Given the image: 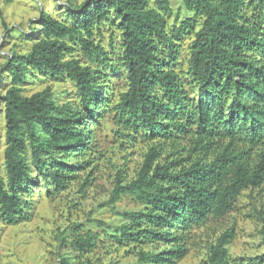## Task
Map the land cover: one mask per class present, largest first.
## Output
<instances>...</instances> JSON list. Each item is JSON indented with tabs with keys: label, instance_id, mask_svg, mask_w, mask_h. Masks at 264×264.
I'll list each match as a JSON object with an SVG mask.
<instances>
[{
	"label": "trees",
	"instance_id": "1",
	"mask_svg": "<svg viewBox=\"0 0 264 264\" xmlns=\"http://www.w3.org/2000/svg\"><path fill=\"white\" fill-rule=\"evenodd\" d=\"M184 5L194 15L182 19L178 11L171 25L166 14L172 12L171 0L156 5L151 0H68L70 22L42 12L31 48L12 51L2 67L10 76L3 94L6 175L0 165V215L6 222L23 218L25 186L35 168L49 186L61 189L84 167L68 164L65 157L93 150L94 131L85 114L100 123L110 97L100 91V69L69 54L76 42L99 67L111 66V53L95 31L108 19L121 29L119 54L127 77L114 106L118 132L132 141L157 139L134 178L126 181L123 170L118 173L108 203L124 222L113 227L97 219L112 230L115 242L162 241L169 247L141 248L139 260L175 264L187 254L193 230L227 215L244 190L264 183V0H184ZM187 33L193 34L189 79L179 62ZM34 70L70 77L80 104L58 103L50 86L24 94L23 83ZM186 138L189 147L183 144ZM126 194L143 207L116 209ZM259 213L264 242V211ZM99 237L89 231L71 242L82 255ZM235 237L234 227L222 231L209 246L208 264H232L229 245ZM257 258L264 262V252ZM59 264L76 263L63 254Z\"/></svg>",
	"mask_w": 264,
	"mask_h": 264
},
{
	"label": "rangeland",
	"instance_id": "2",
	"mask_svg": "<svg viewBox=\"0 0 264 264\" xmlns=\"http://www.w3.org/2000/svg\"><path fill=\"white\" fill-rule=\"evenodd\" d=\"M67 1L0 0V165L4 175L6 122L3 94L10 84V76L3 71V64L12 51L25 53L31 48L39 35V32L33 35V30L43 11H51L60 19L70 22L65 9ZM151 3L156 5L157 0H151ZM171 7L172 12L166 13L170 25L174 23L178 11L182 19L194 15L187 10L184 0H171ZM8 27L10 30H7ZM95 31L97 40L111 53V66L108 64L99 67L97 62L83 53L76 42H73L75 49L69 54L100 69V91L110 97L100 123L87 112L85 114L90 120V129L94 131L93 150L84 157L74 153L65 157L68 164L84 163V167L77 169L64 188L49 186L37 168L33 170L34 178L25 186L23 218L17 223H8L0 215V264H59L63 254L70 255L76 264H148L139 260L141 248L161 251L169 247L162 241L143 245H119L110 236L112 230L97 222V219H102L113 227L124 222L125 219L108 203L118 173L123 170L121 177L126 181L134 178L144 160L145 152L157 139L139 137L132 141L118 132L114 106L120 93L127 88L126 72L119 54L122 49L121 29L117 22L113 23L108 19L101 21ZM192 39L193 34L187 33L182 40L179 62L185 79H189L187 72ZM23 86L24 94L27 95L50 86L58 103L71 101L76 105L80 104L76 83L68 76L34 70L28 73ZM183 144L189 147V138L184 139ZM27 157L33 164L30 149ZM115 206L119 210L143 207L129 194L122 196ZM260 210L264 211V183L244 190L227 215L211 218L205 225L193 230L188 239L187 254L175 264H208L210 244L222 231L231 227L236 230V237L229 245L232 264H264L257 258L264 252ZM89 231L100 237L91 251L80 255L71 241L77 234Z\"/></svg>",
	"mask_w": 264,
	"mask_h": 264
}]
</instances>
